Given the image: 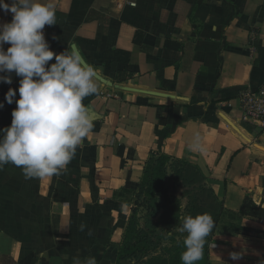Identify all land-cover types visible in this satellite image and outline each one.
<instances>
[{
	"label": "crops",
	"instance_id": "0c3cea01",
	"mask_svg": "<svg viewBox=\"0 0 264 264\" xmlns=\"http://www.w3.org/2000/svg\"><path fill=\"white\" fill-rule=\"evenodd\" d=\"M40 2L54 5L50 50L77 45L112 86L97 79L84 99L94 127L66 171L0 170V264H116L143 167L158 156L170 178L177 162L196 165L221 206L210 264H264V129L242 121L238 99L264 85V0ZM11 19L0 10V24ZM0 75L12 80L2 129L20 78ZM195 134L200 151L189 148Z\"/></svg>",
	"mask_w": 264,
	"mask_h": 264
},
{
	"label": "clouds",
	"instance_id": "9594fccd",
	"mask_svg": "<svg viewBox=\"0 0 264 264\" xmlns=\"http://www.w3.org/2000/svg\"><path fill=\"white\" fill-rule=\"evenodd\" d=\"M0 10L12 14L9 23L0 24V73H15L20 78L18 88H9L4 97L7 104L16 106L10 126L0 129V170L11 164L20 168L26 179L60 174L92 133L94 124L83 101L98 93L100 70L85 60L75 44L60 54L50 50L43 29L57 24L53 4L0 0ZM5 44L9 45L6 50ZM0 83L11 84L12 80L9 75H0ZM3 107L0 103V109ZM189 148L202 150L198 134L192 137ZM84 227L82 224L81 231ZM213 228V218L207 213L182 218L179 231L185 234V250L180 255L181 264H198ZM230 255L239 259L238 254ZM74 264L97 261L94 257L83 262L76 258Z\"/></svg>",
	"mask_w": 264,
	"mask_h": 264
},
{
	"label": "trees",
	"instance_id": "16d2710c",
	"mask_svg": "<svg viewBox=\"0 0 264 264\" xmlns=\"http://www.w3.org/2000/svg\"><path fill=\"white\" fill-rule=\"evenodd\" d=\"M116 80L120 82L119 77ZM168 162V157L158 156L145 163L116 264H181L180 255L185 250V234L179 231L182 218L205 213L213 218L214 228L207 237L203 258L198 264H210V241L222 214L221 206L196 165L177 162L171 167L170 178ZM168 180H171L170 186ZM138 204L143 205L146 212L141 218ZM167 231L172 234L167 235Z\"/></svg>",
	"mask_w": 264,
	"mask_h": 264
},
{
	"label": "built area",
	"instance_id": "2783aa9c",
	"mask_svg": "<svg viewBox=\"0 0 264 264\" xmlns=\"http://www.w3.org/2000/svg\"><path fill=\"white\" fill-rule=\"evenodd\" d=\"M2 84L0 83V92ZM238 99L242 121L264 129V85L256 89L242 91Z\"/></svg>",
	"mask_w": 264,
	"mask_h": 264
},
{
	"label": "rangeland",
	"instance_id": "374dc122",
	"mask_svg": "<svg viewBox=\"0 0 264 264\" xmlns=\"http://www.w3.org/2000/svg\"><path fill=\"white\" fill-rule=\"evenodd\" d=\"M167 185H171V180H168V182H167ZM179 191H177L176 192V195L177 196H179ZM185 202V201H184ZM185 204V203H184ZM139 205V204H138ZM134 206H135V204H134ZM146 214V212H145V209H144V206L143 205H139V207H138V216L141 218V217H143L144 215Z\"/></svg>",
	"mask_w": 264,
	"mask_h": 264
},
{
	"label": "water",
	"instance_id": "95a60500",
	"mask_svg": "<svg viewBox=\"0 0 264 264\" xmlns=\"http://www.w3.org/2000/svg\"><path fill=\"white\" fill-rule=\"evenodd\" d=\"M98 79H100L99 77H98ZM101 80V79H100ZM104 84H106V85H108V86H112V84L110 83V82H108V81H105V80H101ZM116 88H119V89H124L123 87H118V86H115Z\"/></svg>",
	"mask_w": 264,
	"mask_h": 264
}]
</instances>
